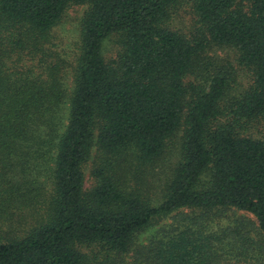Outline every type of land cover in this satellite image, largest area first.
Instances as JSON below:
<instances>
[{
  "label": "trees",
  "instance_id": "obj_1",
  "mask_svg": "<svg viewBox=\"0 0 264 264\" xmlns=\"http://www.w3.org/2000/svg\"><path fill=\"white\" fill-rule=\"evenodd\" d=\"M73 5L87 10L68 93L55 64L9 62L45 53ZM184 7L199 25L193 36L172 26ZM114 36L120 48L107 60ZM210 44L236 48L252 75L233 98L229 69L187 80ZM262 118L264 0H0V219L21 224L18 209L36 213L0 236V264H264V137L251 132ZM183 125V157L162 202L128 190L121 158L155 161ZM94 145L105 160L85 191Z\"/></svg>",
  "mask_w": 264,
  "mask_h": 264
},
{
  "label": "rangeland",
  "instance_id": "obj_2",
  "mask_svg": "<svg viewBox=\"0 0 264 264\" xmlns=\"http://www.w3.org/2000/svg\"><path fill=\"white\" fill-rule=\"evenodd\" d=\"M87 10L86 5H73L64 14L62 20L54 27L49 36V42L44 46L43 50L35 51V58L31 57L28 52L22 54L20 60L18 54H12L13 60L9 62L11 66H18L20 69H24L29 65L35 67L36 71L41 70L42 64H55L60 69V75L65 83V88L68 93L72 91L73 71L77 66V60L81 53V41H82V22L84 14ZM172 26L174 29L185 33L186 35H195L198 33V23L189 8L181 9L178 14L174 15L172 20ZM8 33L4 31L1 42H6V36ZM117 36L108 38L103 45L104 56L107 60L114 57L120 46ZM201 69L193 77L188 78V81H194L197 84H203L205 78L209 72L218 69H229L234 73V84L229 90L228 98H233L243 87H248L252 80V75L249 69L242 67L239 64V52L236 48L229 45L210 44L202 53ZM14 62V63H13ZM192 79V80H191ZM253 135L256 137H264V118L251 129ZM184 125L167 140L166 147L155 161L145 163L134 157H125V160L121 158L120 165V177L122 183H125V187L128 190L134 189L138 191L139 195L148 199H151L152 203L158 205L162 202L165 196V188L167 182L172 178L174 170L178 163L182 160L184 152V137H185ZM88 159L83 164L84 174V189L85 191L91 190L96 184L97 180L94 175V170L100 166L105 160L104 153L97 145H94ZM53 164V163H52ZM44 169L41 174V180L44 182L45 188L42 190L44 196L42 201L48 199V194L52 190V178H49L51 169ZM20 175H23V170L19 171ZM124 187V188H125ZM44 204L39 203L38 206ZM17 213L19 217L18 221L24 218L21 224H11L9 221L0 219V236L3 238L6 232L11 233L15 229L22 227H28L33 219L36 218V213L27 210L26 208L18 209ZM241 214V212H240ZM249 218L254 219L250 213H244ZM32 222V223H31ZM31 223V224H30ZM163 221L156 219L152 224L142 232V239L145 240Z\"/></svg>",
  "mask_w": 264,
  "mask_h": 264
}]
</instances>
